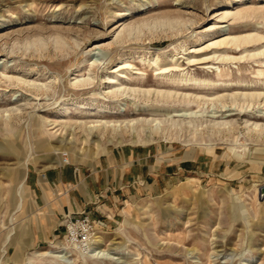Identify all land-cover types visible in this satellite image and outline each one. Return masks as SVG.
<instances>
[{
    "label": "rangeland",
    "instance_id": "1",
    "mask_svg": "<svg viewBox=\"0 0 264 264\" xmlns=\"http://www.w3.org/2000/svg\"><path fill=\"white\" fill-rule=\"evenodd\" d=\"M227 11L231 14L222 21ZM238 13L246 17L232 20ZM141 25L149 26L143 42L128 43L119 52L93 51L97 44L115 43L124 28ZM222 27L231 36H264V0H0V116L20 118L9 128L0 124V264H264V142L246 135L254 123L264 125V95L250 108L242 101V114L225 118L222 112L223 105L238 104L234 94H264V57L221 67L222 76L205 70L219 66L216 62L193 67L187 62L211 53L206 48L226 34ZM57 38L66 43L63 48H56ZM197 48L201 51L191 54ZM258 49L264 51V41L232 55ZM174 57L184 75L197 79L193 84L220 87L188 85L173 97L157 96L172 86L159 85L167 81L147 64ZM93 58L104 63L99 74L90 66ZM122 63L134 68L130 81H118L127 71L113 74ZM139 71L143 75H136ZM89 75L99 76L93 89L74 86ZM122 82L128 94L113 99L108 93ZM35 85L50 90L41 95ZM131 89L153 95H134ZM142 119L193 120L205 136L196 139L190 130L173 140L112 141L95 134L85 142L84 123ZM224 122L238 131L228 141L210 134ZM52 161L62 165L53 168ZM119 166L131 171L125 184L94 187L84 210L74 214L88 213L98 224L93 248L112 250L93 258L65 240L63 220L53 210L61 190L38 188L37 178L69 169L82 184L102 167ZM21 170L26 173L22 194L14 178Z\"/></svg>",
    "mask_w": 264,
    "mask_h": 264
},
{
    "label": "bare ground",
    "instance_id": "2",
    "mask_svg": "<svg viewBox=\"0 0 264 264\" xmlns=\"http://www.w3.org/2000/svg\"><path fill=\"white\" fill-rule=\"evenodd\" d=\"M231 13L229 11L224 12L221 14L222 21H225L229 18V15ZM129 16V15H127ZM246 17V13H238L236 15H232V20L238 21ZM123 25H120L117 27L116 30H119ZM149 27L147 25H141V26H128L124 28L121 32H119L116 36L115 43L112 45H109L108 47H105L103 44H97L95 45L93 51H100L102 49H113L114 52H119L121 47H124L125 45L128 46V43L132 42H143L142 34L144 33V28ZM223 29L226 27H222ZM149 29V28H148ZM224 29V30H225ZM227 30V29H226ZM225 31V35H223L221 38L217 39L216 41L212 42L206 50H211L209 54H206L202 57H189L187 58V62L189 63V66L193 67L196 65H209L211 62H216L215 64L219 66H208L205 68V70L210 71L213 73H219V76H222L221 67L226 66H235V65H242L244 61L250 60V59H261L264 57V51L261 52L258 51L255 53H250L247 50L244 52L245 55H240V57L234 56L232 54L236 52H241L243 49L248 48L249 46L253 44L262 43L264 41L263 35H249V36H231L230 33H227ZM66 45V43L61 39L57 38L56 42V48H63ZM78 45V44H77ZM79 46V45H78ZM105 47V48H103ZM257 50V49H256ZM261 50V49H260ZM198 51H201L200 48L195 49L191 54H196ZM207 52V51H206ZM15 53L14 51L11 52V54ZM97 58V57H96ZM93 58L90 61V66L94 68V72L97 73L99 70H104L105 68H102L101 65L104 66V63L99 62V59ZM180 59L171 58L169 63H163L159 58L156 61L148 62V67L153 68L156 72L155 76L157 78H161L162 80H166L167 83H159V85H171V91L167 92V94H163V92L158 91L156 93L157 96L165 97L166 95L169 97H173V93L181 90L185 86L188 85H195V86H202L204 88H208L210 86L220 87L218 85H214L211 82H203L198 85L197 79L193 77H188L184 75L182 72L185 71L183 66L179 62ZM145 62V61H144ZM213 64V65H215ZM118 70L113 72L120 73L122 71H127V73L121 77V80L118 81H130V76L132 77V73L130 74V70H134L132 65H128L126 63H122L119 65ZM95 72V73H96ZM96 73V74H97ZM182 73V74H181ZM99 74V73H98ZM130 75V76H129ZM136 75H143L142 72H137ZM83 77V76H82ZM99 77V76H98ZM97 76L92 77L89 75L88 78H82V80H77V82L74 84L77 88H80L81 91H88L90 89L94 88L96 79H98ZM113 77H107V83L112 84L114 82ZM10 82H13L14 84L18 85H28V83L20 78H7ZM160 80V79H159ZM196 83V84H193ZM143 84V83H142ZM144 84H147V81H144ZM143 84V85H144ZM125 85L124 82L120 84V88L117 91H111L108 94L111 95V97L119 98L123 96V94H128V91H122V87ZM183 86V87H182ZM24 88V87H23ZM186 88V87H185ZM251 88V87H247ZM35 89V90H34ZM33 91H36L37 93H42L41 95H45L49 92L50 87L48 85H35ZM129 92H132L134 95L138 94L143 95L144 97H151L153 95L152 91H143L141 89H131ZM182 93V92H181ZM175 94V93H174ZM39 95V94H37ZM155 95V94H154ZM175 95H178L176 93ZM264 94H255V93H244V94H234L231 97L235 100V103L238 104L234 106L235 108H229L227 105H223L222 112H225L227 116L225 118H230L233 115L234 112H242L244 111V105L241 106V102L244 101V104L248 103V108L252 106L251 103L260 100ZM94 96H97L95 94ZM187 96V95H186ZM185 96V97H186ZM225 97V95L218 97L219 100H222ZM168 98V97H167ZM188 98V97H187ZM200 99V97H197ZM202 103V101H200ZM23 105V102H21L20 106ZM255 105H253L254 107ZM20 110V109H19ZM9 113V111H8ZM215 113V112H214ZM6 115V114H5ZM14 114L9 113V115L0 116V124L4 125L5 127L9 128L12 127L15 123L20 122V118L18 116H13ZM95 116V113L89 114V118H92ZM182 115H179L181 117ZM183 115L182 117H184ZM246 116V115H245ZM186 117V116H185ZM224 117V116H222ZM254 118V117H253ZM258 118V117H257ZM252 119V118H251ZM264 120V119H263ZM256 121V120H255ZM47 123L49 125H56L53 120H47ZM254 123V122H253ZM138 124H140V128L138 127ZM81 126V125H79ZM78 126V127H79ZM65 128V127H64ZM83 128L86 129L87 137L85 142H88V138L98 134L101 139H107L111 138V140H115L118 137H124V138H137L138 140L143 136L146 138V140H152V139H158V140H170V139H179L182 137L185 132H191L193 131L192 136L194 138H203L205 136V132L199 129V126L197 122H194L193 120L189 123H186L183 121H161L158 119L155 120H148V119H142L141 121H132L128 123H121V122H111V121H92L89 123H84ZM66 129V128H65ZM191 130V131H190ZM237 131V128L234 124L231 123H217L212 127L210 130V134L212 136H215L219 138L221 141L225 140L228 141L229 139H232V137L235 136ZM248 137H250L252 140H256L257 142H264V125H261L258 123L253 124V128H248L247 134ZM245 135V136H246ZM91 139V138H90ZM238 139V138H237ZM73 141V139H71ZM111 141V142H112ZM20 204V203H19ZM22 204L19 205V208ZM21 210V209H20ZM101 244L102 241H99ZM63 245V244H62ZM76 248V246H71V248ZM64 252V251H63ZM114 252V251H113ZM45 255H50L51 253H44ZM89 254H92L91 256L93 258H101V257H107L109 254H112V250L104 249L102 245L95 246L92 248L89 252ZM56 258H63V256H56Z\"/></svg>",
    "mask_w": 264,
    "mask_h": 264
},
{
    "label": "crops",
    "instance_id": "3",
    "mask_svg": "<svg viewBox=\"0 0 264 264\" xmlns=\"http://www.w3.org/2000/svg\"><path fill=\"white\" fill-rule=\"evenodd\" d=\"M52 164L54 165L53 168L62 165L61 163H56L54 161H52ZM148 165L149 159L147 161L141 162V169L144 170L148 167ZM101 170L103 171L96 172L93 176H91L92 178H89L87 181L81 184L78 182L80 175L74 174L69 169H55L51 172L48 171L44 176L37 178L38 184L36 185L38 188L40 185H42L41 187L48 192H50L49 188H52V185H57V188L59 191H61L58 192L59 197L54 203L55 208L53 210L55 216L64 220L67 216L74 215L79 211L82 212L84 210V203H88L86 197L88 198L90 194L94 193V187L105 186L107 188H119L120 185L125 184V180L127 181L131 175V171H128L129 169L121 166L116 169H111L110 167L109 169H105L102 167ZM262 171H264V168H262ZM150 176L151 174H147L146 177L143 176L142 179L145 181L147 178L149 179ZM14 178L21 185L20 191L22 194L25 187L26 173L21 170V172H18ZM157 183L159 184V181ZM46 198L48 200L47 194Z\"/></svg>",
    "mask_w": 264,
    "mask_h": 264
},
{
    "label": "built area",
    "instance_id": "4",
    "mask_svg": "<svg viewBox=\"0 0 264 264\" xmlns=\"http://www.w3.org/2000/svg\"><path fill=\"white\" fill-rule=\"evenodd\" d=\"M65 240L82 253H89L96 243L98 224L88 213L69 215L63 222Z\"/></svg>",
    "mask_w": 264,
    "mask_h": 264
},
{
    "label": "water",
    "instance_id": "5",
    "mask_svg": "<svg viewBox=\"0 0 264 264\" xmlns=\"http://www.w3.org/2000/svg\"><path fill=\"white\" fill-rule=\"evenodd\" d=\"M261 196H264V187L261 189Z\"/></svg>",
    "mask_w": 264,
    "mask_h": 264
}]
</instances>
